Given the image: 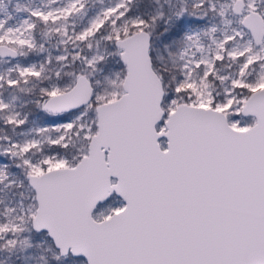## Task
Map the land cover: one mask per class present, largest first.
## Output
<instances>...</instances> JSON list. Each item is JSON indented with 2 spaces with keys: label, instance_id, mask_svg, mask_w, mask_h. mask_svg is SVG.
<instances>
[{
  "label": "snow or ice",
  "instance_id": "6c2138e0",
  "mask_svg": "<svg viewBox=\"0 0 264 264\" xmlns=\"http://www.w3.org/2000/svg\"><path fill=\"white\" fill-rule=\"evenodd\" d=\"M0 264H264V0H0Z\"/></svg>",
  "mask_w": 264,
  "mask_h": 264
},
{
  "label": "rangeland",
  "instance_id": "374dc122",
  "mask_svg": "<svg viewBox=\"0 0 264 264\" xmlns=\"http://www.w3.org/2000/svg\"><path fill=\"white\" fill-rule=\"evenodd\" d=\"M21 2H25V0H21Z\"/></svg>",
  "mask_w": 264,
  "mask_h": 264
}]
</instances>
